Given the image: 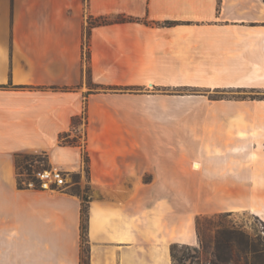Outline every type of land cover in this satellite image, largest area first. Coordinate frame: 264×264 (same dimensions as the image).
<instances>
[{
    "label": "crops",
    "instance_id": "obj_1",
    "mask_svg": "<svg viewBox=\"0 0 264 264\" xmlns=\"http://www.w3.org/2000/svg\"><path fill=\"white\" fill-rule=\"evenodd\" d=\"M231 90L264 93V0H0V264H83L84 185L88 264H174L199 216L264 221V100ZM25 155L79 181L21 188Z\"/></svg>",
    "mask_w": 264,
    "mask_h": 264
},
{
    "label": "rangeland",
    "instance_id": "obj_2",
    "mask_svg": "<svg viewBox=\"0 0 264 264\" xmlns=\"http://www.w3.org/2000/svg\"><path fill=\"white\" fill-rule=\"evenodd\" d=\"M208 94L209 93H207V95ZM212 95L213 97L218 98L264 100L261 99L264 93H258L249 90H231L223 93H212ZM76 140L79 143L84 144L85 135L83 127H81L80 132L76 134ZM34 165L35 169L36 164ZM25 173H28V171H25ZM74 181H76V177L68 179V183ZM79 188L80 190L77 191L82 197L90 195V188L88 185H84ZM197 231L199 236V244L192 247L198 248L199 253H195V251L193 250H187V252L195 255V258L186 259L184 260L183 264H217L212 261L214 252L216 250L217 239L222 236L229 237L233 232H242L245 235L249 236L254 242V246L257 247L260 251H264V221L261 217L251 212L243 211L237 213H222L216 215L199 216L197 218ZM183 253L184 249L180 248L178 251V256L181 257ZM238 255L239 257H241L243 254L238 253L236 256L238 257ZM241 260L242 262H245V257L243 256ZM248 261H250V263L256 262V264H264L262 259L255 260L251 253H249L248 255ZM175 264L181 263L176 262ZM226 264L236 263L229 261Z\"/></svg>",
    "mask_w": 264,
    "mask_h": 264
},
{
    "label": "trees",
    "instance_id": "obj_3",
    "mask_svg": "<svg viewBox=\"0 0 264 264\" xmlns=\"http://www.w3.org/2000/svg\"><path fill=\"white\" fill-rule=\"evenodd\" d=\"M110 21L103 19V20H96L94 18H90V26H96L99 24H109ZM256 92V91H254ZM260 93V92H258ZM261 99H264V95ZM63 144H70V145H76L79 144V142L76 140V137L74 139H70L69 136H65L62 138ZM85 161L88 162V155L87 152L84 153ZM34 164H36V169H47L49 168V159L46 155H38V156H20L18 159V168H19V174H24L25 171H28L29 174H32L34 170ZM45 164V165H44ZM43 165V166H42ZM76 177V181L78 182V176ZM19 179V186L20 184ZM80 190L79 187H76L74 191L76 193H79ZM80 195V194H79ZM83 199V207H82V238H83V244L85 245L84 253L85 257L83 258V264H88L86 255L88 253V223H89V196L82 197ZM184 249V253L181 257L178 256L179 249ZM187 250H193L195 253H199V249L189 246V245H179L175 244L172 247V256L174 264L176 262H179L183 264L184 260L186 259H193L195 258V255H192L191 253L187 252ZM243 254L241 257L236 256L237 254ZM251 253L255 260L262 259L264 262V251H260L257 247L254 246V242L251 240V238L247 235H245L242 232H233L229 237L228 236H222L219 239H217L216 244V250L214 252L213 262L217 264H226L229 261L236 263V264H256L250 263L248 261V255ZM245 257V262H242V257ZM242 262V263H241Z\"/></svg>",
    "mask_w": 264,
    "mask_h": 264
},
{
    "label": "built area",
    "instance_id": "obj_4",
    "mask_svg": "<svg viewBox=\"0 0 264 264\" xmlns=\"http://www.w3.org/2000/svg\"><path fill=\"white\" fill-rule=\"evenodd\" d=\"M21 188L59 191L67 186L69 176L64 171L55 168L34 169L32 174H19Z\"/></svg>",
    "mask_w": 264,
    "mask_h": 264
},
{
    "label": "bare ground",
    "instance_id": "obj_5",
    "mask_svg": "<svg viewBox=\"0 0 264 264\" xmlns=\"http://www.w3.org/2000/svg\"><path fill=\"white\" fill-rule=\"evenodd\" d=\"M194 167H195L196 169H199V168H200V165H199V164H196Z\"/></svg>",
    "mask_w": 264,
    "mask_h": 264
}]
</instances>
